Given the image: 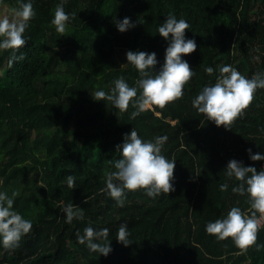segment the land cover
Returning <instances> with one entry per match:
<instances>
[{
  "label": "trees",
  "instance_id": "16d2710c",
  "mask_svg": "<svg viewBox=\"0 0 264 264\" xmlns=\"http://www.w3.org/2000/svg\"><path fill=\"white\" fill-rule=\"evenodd\" d=\"M59 2L33 0L36 15L16 51L22 59L10 65L13 50H0V192L19 191L13 207L33 225L18 247L0 245V264H264V227L257 233L260 247L247 250L205 230L232 206L249 207L246 194L232 192L239 182L224 169L231 159L264 167L246 151L264 152V88L230 128L192 105L225 64L248 78L264 71V0H66L65 11L73 15L63 33L51 24ZM6 3L18 6L17 0ZM169 14L188 21L185 36L197 43L183 57L195 72L184 95L134 119L131 102L121 112L94 100L95 90L110 91L119 76L135 86L139 76L126 64L129 50L155 52L159 70L167 42L157 30ZM124 17L135 27L121 33L115 24ZM132 127L144 140L167 137L162 154L176 159L174 191L155 198L143 189L127 191L119 207L101 190L120 158L116 146ZM225 182L229 187L221 191ZM68 203L84 209L83 220L63 219ZM125 223L127 246L116 240ZM89 225L109 229L107 256L78 242L77 232Z\"/></svg>",
  "mask_w": 264,
  "mask_h": 264
},
{
  "label": "clouds",
  "instance_id": "9594fccd",
  "mask_svg": "<svg viewBox=\"0 0 264 264\" xmlns=\"http://www.w3.org/2000/svg\"><path fill=\"white\" fill-rule=\"evenodd\" d=\"M66 0L56 4L51 24L57 32L63 33L72 13L65 11ZM17 7H10L6 0H0V50H13L9 59L11 65L16 59H22L16 51L26 43L23 35L29 26V21L35 17L33 0H17ZM121 33L135 27L129 17L118 20L115 24ZM190 25L184 18H177L169 14L166 20L158 26V34L167 42L164 62L159 70H155L158 63L155 52L127 51L126 64H131L138 70L139 78L135 86H129L123 76L117 77L110 91L95 90L91 95L96 101H108L111 106L121 112L127 111L131 102L135 109L130 113L134 119L141 112L153 105L164 107L184 95V85L195 72L188 61L184 59L197 48L195 39L186 38L185 30ZM206 73L212 74L213 67L205 68ZM264 88V71L253 74L251 78L241 74L230 64L219 67V75L214 83L206 84L192 100V105L203 114L204 118L215 123L216 126L230 128L229 125L246 109L254 99L257 89ZM139 90V91H138ZM166 136H158L154 140H144L137 130L132 127L129 133L118 144L120 158L112 161L114 171L106 177V186L101 191L113 198L119 207L125 205L127 191L143 189L148 197L155 198L162 193L174 191V169L176 159H169L162 154ZM251 161H264V152L253 153L246 150ZM225 174L239 183L232 187L233 193L247 195L249 207L242 210L239 206H232L223 218L210 221L205 230L215 235L217 240L231 238L236 248L247 250L256 244L258 230L264 226V167L257 171L254 165H247L242 161L231 159L227 163ZM67 184L75 187V177L69 175ZM228 183H221L219 189L227 190ZM19 191L11 195L0 192V245L5 248L18 247L22 238L32 229V221L26 219L13 207L15 197ZM62 211L67 223L74 219L83 220L84 209L76 204L64 205ZM128 225L121 224L116 233V240L125 246L129 245ZM109 229L86 226L83 234L77 232L76 238L80 244H86L88 249L100 255L107 256L111 251L108 239ZM239 254V253H236Z\"/></svg>",
  "mask_w": 264,
  "mask_h": 264
},
{
  "label": "built area",
  "instance_id": "2783aa9c",
  "mask_svg": "<svg viewBox=\"0 0 264 264\" xmlns=\"http://www.w3.org/2000/svg\"><path fill=\"white\" fill-rule=\"evenodd\" d=\"M264 226H262L260 229H262Z\"/></svg>",
  "mask_w": 264,
  "mask_h": 264
}]
</instances>
